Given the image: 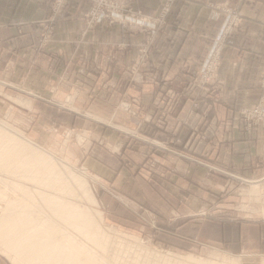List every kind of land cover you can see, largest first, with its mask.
Masks as SVG:
<instances>
[{
  "label": "rangeland",
  "instance_id": "rangeland-1",
  "mask_svg": "<svg viewBox=\"0 0 264 264\" xmlns=\"http://www.w3.org/2000/svg\"><path fill=\"white\" fill-rule=\"evenodd\" d=\"M46 1L50 4V15L44 22L37 48L38 50L39 48L41 50L51 48L53 52L56 51V48L53 47L55 24L64 11L66 0ZM88 1L89 7L86 10L83 8L84 11L77 16L67 13L68 15L64 18L79 19L83 24L84 35L100 27L121 26L126 34L137 38L134 43H121L116 46L118 54L124 59H126L127 51L131 46L137 48L135 59L128 65V69L123 70L124 74H129L130 82L140 85L149 84L150 94H154L155 98L163 99L160 102L154 101L158 108L165 106L168 103L165 99H169L174 94L179 98V93L170 88L159 89L155 95L156 89L153 85L155 77H158L159 74H156L158 66L152 60L157 36L165 32L172 3L176 0H163L159 13L154 16H148L144 11L135 8L130 0ZM217 9L226 15L225 21H229L228 18H235L233 22H237V15L241 17V21L238 27L234 28V34L225 40L223 48L221 46V59L215 72L211 74L205 70L213 53L212 48L203 65L197 71L193 83L187 85L188 89L197 91L196 98L199 99L204 92L211 91L223 60L224 47L227 41L241 30L244 20L241 10L224 6L217 7ZM21 55L23 56V54ZM18 57L9 54L7 61H16L17 63ZM94 60L97 62V58ZM115 61V56H108L107 62ZM12 65L14 64L5 66V74L10 75L9 78L13 77V73L16 74L14 83L6 81L5 78L8 77L5 74L3 75L4 80L0 77V82L3 83V85L0 84V124L6 125L14 131L11 134L15 135L22 143L26 142L27 144H25L37 153L53 159L48 162L60 164L70 172L72 178L76 175L77 178L82 179L85 185L84 190L87 192L77 187L74 189L75 194L69 195L62 189L40 183L33 178L31 173L26 175L27 177H23L20 172L9 174L0 171V181L11 182L23 187L32 195H36L39 203L41 202L39 198H42L44 194L60 201L71 202L81 209L87 210L86 212L92 213L98 222L96 225L98 226L100 223L101 229H99L110 237L107 243L93 244L91 239H86L84 235L70 226L63 225V228L79 243L89 246L98 257L97 259L103 260L106 264H225L226 262L228 264H264V255L239 253L236 247H231V252H229L219 243V228L223 221L221 219L226 216L221 210H218L219 201L224 200L225 197L222 198L219 194L217 178H211L215 188H211V192L208 185L202 183L203 178L200 176H195V181L187 184L180 180L182 185L190 189L188 193L181 189L178 190L173 185L177 166L172 160L195 161L202 168L225 174L224 170L217 165L210 164L204 157L207 152L200 145L207 139V133L199 129L198 133L193 134V144L187 145V140L181 141V136L186 134L184 131H180L178 134H174V131L167 132L172 136L169 140L173 141L175 145L179 144V147L165 145L166 142L155 138L156 122L153 121V118L139 119L144 101L140 98L125 99L123 86H120L116 81L114 83L113 79L107 80L108 76H103L106 80L104 84L96 82L88 84L86 78H89L87 75L90 69L85 71V69L77 68L73 72H69L67 65L62 72L65 78H60L63 80L61 84H51V93L49 91L51 98L47 99L50 105L52 104L59 111L73 112L72 116L59 115L58 112L34 99L33 95L42 97L39 93H45L46 90L42 84H35L32 81L33 77L30 74L34 73L35 69L27 68L26 70L25 67L22 70H12L10 67ZM50 71L52 74H57L55 68ZM120 71L116 70L115 74L120 75ZM202 72H206L207 75ZM70 75L75 78L72 80L73 82H71ZM263 84L264 68L259 81L263 93L258 103L251 107L264 111ZM28 86L34 90H40L38 95L36 90L33 92L26 89ZM184 89L185 87L182 88V91ZM103 90L112 91L108 100V102L113 101L112 109L99 108L96 106L97 101L91 99L92 96ZM46 92L48 93V91ZM54 92L57 96L52 94ZM112 96L117 98L114 99ZM62 97L63 99H61ZM199 104L197 99L193 104V109L198 110ZM245 109L248 108H242L239 111L241 120L250 133L256 132L260 126L264 125V122L255 130H250L249 122L241 114ZM75 112L80 113L82 117ZM163 118L165 120L166 115L159 117V119ZM183 121L186 122V118ZM92 122L110 129L111 131L107 132L109 135L123 137V139L125 136L128 142H146L152 147L158 148L162 155L151 151L146 154V158L141 160L127 155V159L132 160L133 165L128 160L121 161V164L115 160L114 162L113 160H104L114 166L115 175L97 176L93 173L92 161L89 160L90 155H94L93 147L100 144L96 141V136L90 133ZM178 124L176 126H179ZM144 132L154 134V136L145 138ZM19 136H24L29 142ZM182 138L186 139L183 136ZM102 147L106 148V145ZM103 150L109 154L114 151L113 154L118 155L116 149ZM131 152L133 151L131 150ZM235 182L237 183L231 184L230 194L234 193L237 188H246L251 189L252 193L250 194L255 196V198L244 197L246 203L241 207L242 211H251V206L263 203L258 182H255L256 186L250 181H248L250 185L240 181ZM191 184L196 188H192ZM52 186H54L53 183ZM70 186L74 187L72 183ZM250 186L252 187L249 188ZM222 194L224 195V193ZM227 215L230 218L234 213ZM228 231L233 234V227H230ZM0 264H14V262L10 255L0 251Z\"/></svg>",
  "mask_w": 264,
  "mask_h": 264
},
{
  "label": "crops",
  "instance_id": "crops-1",
  "mask_svg": "<svg viewBox=\"0 0 264 264\" xmlns=\"http://www.w3.org/2000/svg\"><path fill=\"white\" fill-rule=\"evenodd\" d=\"M130 1L135 8L144 11L148 16L157 15L163 4V0ZM222 6L241 10L244 20L241 30L230 38L224 47L218 76L211 88L213 92H204L199 99L196 98L197 91L188 89L187 85L195 80L197 71L210 54L227 22L226 15L217 9ZM87 7L88 0H66L64 11L55 24L53 47L56 51L52 52L51 48H37L44 22L50 15V4L46 0H0V77L4 80L5 66L11 64H14L10 66L12 70H22L25 67L26 70L35 69V72L30 74L32 81L45 86V93H39L40 90L35 89L36 92L30 86L26 89L36 92L37 95L39 93L42 97L33 95L34 99L59 115L72 116L73 112L59 111L47 101L51 98V84L62 83L60 78H65L62 72L66 65L69 72L77 68L85 71L90 69L86 83L104 84L106 80L103 76H108L107 80L113 79L114 83L116 81L123 86L125 99L140 98L144 101L139 119L153 118L156 122L155 138L166 142L165 145L179 147V144L175 145L169 140L172 136L167 132L174 131V134H178L184 131L186 134L182 136L186 139L181 136V141L187 140V145L193 144V134L198 133L199 129L207 133V139L200 145L207 152L204 157L210 164L224 170L225 174L202 168L195 161L172 160L177 166L173 185L188 193L190 189L182 185L180 180L187 184L195 181V176H200L203 178L202 183L208 185L211 192V188L215 189L211 178H217L219 194L222 198L225 197L219 201L218 210L226 216L221 219L223 221L219 228V243L229 252L231 247H236L239 253L264 255V125L256 132L250 133L239 115L240 109L255 106L263 93L259 81L264 68V0H176L172 3L168 26L165 32L157 36L155 51L152 54V60L158 66L156 74H159L155 77L153 86L156 89L155 95L159 89L170 88L179 93V98L176 94L169 99L164 98L168 103L160 108L154 101L160 102L163 99L150 94L149 84L132 83L129 74L123 73L135 59L137 48L131 46L124 59L118 54L116 46L121 43H134L137 38L126 34L119 25L100 27L84 35L83 24L79 19L64 18L68 14L77 16ZM9 54L20 56L17 63L7 61ZM108 56H115L116 61L107 62ZM94 58H97V62ZM52 68L57 70V74L51 73ZM116 70H121V76L115 74ZM5 75L8 77L5 80L13 83L17 77L14 73L12 78ZM73 79L75 78L71 76V82ZM0 84L3 85L2 82ZM181 86L185 87L183 91ZM111 92L103 90L89 96H92L93 101H97L96 106L107 110V107H114L112 100L108 102ZM115 96L112 98L116 99ZM65 97L67 99V96ZM197 99L200 102L199 109L194 110L193 104ZM75 114L82 117L80 113ZM163 115L167 118L159 119ZM184 118L186 122L183 121ZM176 123L179 126H176ZM91 126L90 133H93L96 138L93 137L100 143L93 147L94 155L89 157L92 161V171L97 176L115 175L114 166L104 160H115L121 164V161L128 160L127 155L138 160L146 158V154L151 151L162 155L158 148L146 142H128L125 136L123 139L109 135L107 132L111 130L104 126L93 122ZM146 134L144 132L145 138L154 136L151 133ZM103 145H106V148H103ZM110 148L118 150V155L113 154L114 151L109 154L103 150ZM128 161L133 165L132 160ZM121 169L124 170L123 167ZM235 181L243 184H249L248 181L258 182L263 203L251 206V211H242L241 207L246 203L244 197L255 196L250 194L251 189L246 188H237L230 194L229 189L232 183H237ZM190 186L196 188L192 184ZM229 213L234 215L229 218ZM230 227H233V234L228 231Z\"/></svg>",
  "mask_w": 264,
  "mask_h": 264
},
{
  "label": "bare ground",
  "instance_id": "bare-ground-1",
  "mask_svg": "<svg viewBox=\"0 0 264 264\" xmlns=\"http://www.w3.org/2000/svg\"><path fill=\"white\" fill-rule=\"evenodd\" d=\"M0 127V171L20 172L23 177L31 173L40 183L62 189L69 195L75 194L77 187L85 191L82 179L76 175L72 178L60 164L48 162L53 159L22 143L6 125L0 124ZM21 138L29 142L24 136ZM3 182L0 181V251L10 255L14 264H106L97 259L89 246L79 243L63 228V225L70 226L93 244L107 243L110 237L100 230V223L99 227L96 225L98 222L92 213L44 194L38 197L39 203L37 196L23 187ZM252 184L256 186L255 182Z\"/></svg>",
  "mask_w": 264,
  "mask_h": 264
},
{
  "label": "built area",
  "instance_id": "built-area-1",
  "mask_svg": "<svg viewBox=\"0 0 264 264\" xmlns=\"http://www.w3.org/2000/svg\"><path fill=\"white\" fill-rule=\"evenodd\" d=\"M228 19L229 21H227V25L224 26L220 36L215 41V44L213 46L212 56L210 57L209 61L207 62V65L205 66L206 72H209L211 74L214 73L219 66V62L221 59V55H220L221 46L223 48L224 46L223 44L225 40L234 34V28L238 27L241 21V17L238 15L236 17L237 22H233L235 18H228ZM206 72H202V73H205L207 75ZM241 114L249 122L248 128L250 130L251 129L255 130L257 126H259L262 122H264V111L262 109L248 108L243 110Z\"/></svg>",
  "mask_w": 264,
  "mask_h": 264
}]
</instances>
